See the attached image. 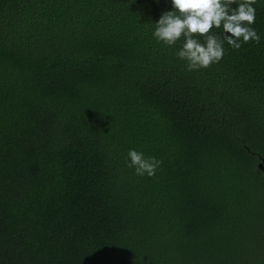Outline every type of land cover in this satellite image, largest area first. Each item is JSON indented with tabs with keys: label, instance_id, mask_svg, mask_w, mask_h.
<instances>
[{
	"label": "trees",
	"instance_id": "1",
	"mask_svg": "<svg viewBox=\"0 0 264 264\" xmlns=\"http://www.w3.org/2000/svg\"><path fill=\"white\" fill-rule=\"evenodd\" d=\"M253 6L259 43L187 71L170 0H0V264H264Z\"/></svg>",
	"mask_w": 264,
	"mask_h": 264
},
{
	"label": "clouds",
	"instance_id": "2",
	"mask_svg": "<svg viewBox=\"0 0 264 264\" xmlns=\"http://www.w3.org/2000/svg\"><path fill=\"white\" fill-rule=\"evenodd\" d=\"M256 0H170L171 10L153 23L152 37L166 46H177L175 56L187 71L206 69L219 63L225 44L239 50L242 44L259 43L253 27ZM235 5V7H233ZM154 156L129 149L127 166L138 176L152 177L160 165Z\"/></svg>",
	"mask_w": 264,
	"mask_h": 264
},
{
	"label": "water",
	"instance_id": "3",
	"mask_svg": "<svg viewBox=\"0 0 264 264\" xmlns=\"http://www.w3.org/2000/svg\"><path fill=\"white\" fill-rule=\"evenodd\" d=\"M259 167H260V169L264 170L262 162H261V164H259Z\"/></svg>",
	"mask_w": 264,
	"mask_h": 264
}]
</instances>
